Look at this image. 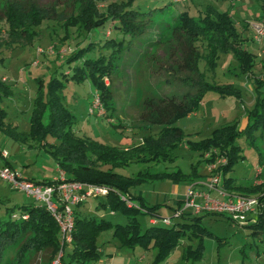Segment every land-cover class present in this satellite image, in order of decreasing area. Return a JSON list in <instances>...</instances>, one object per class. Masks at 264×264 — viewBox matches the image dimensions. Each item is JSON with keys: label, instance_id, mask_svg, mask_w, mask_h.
I'll list each match as a JSON object with an SVG mask.
<instances>
[{"label": "rangeland", "instance_id": "1", "mask_svg": "<svg viewBox=\"0 0 264 264\" xmlns=\"http://www.w3.org/2000/svg\"><path fill=\"white\" fill-rule=\"evenodd\" d=\"M119 1L130 2V7L135 10L155 11L145 16L143 34L134 40L115 30L118 22L111 20L90 32L78 25H64L81 17L84 9L87 14L91 10L90 14L96 21H102L104 17L108 19L120 11L117 6ZM214 12L226 16V21L241 42L240 53L252 55V74L242 72L240 53L232 47L224 51L215 49L214 64L210 68V49L207 42L198 37L195 43L200 56L198 69L203 73L204 80L210 84L234 85L238 90L237 96L204 94L196 112L173 123L183 136L180 143L166 151L164 159L153 163L149 155H145L143 160L121 166L114 172L129 178L139 176V181L131 186L130 192L137 205L155 210V216L140 214L137 217L142 231L151 226V219H167L171 226L182 221V217H175L177 212L193 213L192 208H184V199L180 198L186 188L194 184H199L195 186V192H201L200 185L209 183L212 178L213 173L208 169L210 162L195 146L210 138L216 129L236 124L242 132L236 145L240 147L244 159L227 176L241 185L259 179L264 182V165L260 164V160H264L262 125L253 130V142V137L248 138L244 132L248 124H253V121L248 122V112L256 108L258 99H264V86L256 83V79L264 81V37H255L258 28L264 25V1L257 0H0V18L7 15L12 28L22 27L25 18L29 24L41 21L38 27L32 28L36 35L29 45L0 49V83L10 92H0V106L6 112L4 123L22 134L21 139L16 140L0 131V169L5 162H9L13 171L30 180L49 181L59 176L49 146L58 144L57 140L47 137L44 142H38L29 136L34 104L37 100H47L52 79L63 86L59 93L61 102L73 117L72 129L77 137L118 150L136 148L148 136L158 138L160 127L155 125L146 130L150 126L141 121V101L145 97L193 93L189 81L196 78L195 74L179 69L180 58L174 50L176 42L172 37V28H169L174 25L173 17L186 13L202 26L209 19L215 20ZM2 25L5 27L1 38L8 41L7 25L0 21ZM107 39L124 41L125 49L113 61L109 76L104 79V84L110 87L106 104L110 110L105 112L102 105L103 113L100 114L93 109L96 90L91 80L86 78L76 82L70 77L84 60L110 57L112 50L100 46ZM90 43L95 45L88 50ZM78 50H83L81 55L70 60L71 54ZM46 122L47 116L43 119V123ZM3 153H6V158L2 157ZM145 172L154 177H142ZM171 175L182 178L177 177V180ZM99 200L89 198L83 204L84 214L113 224H126L122 214L102 208ZM33 202L24 193L0 180L2 221L8 219L7 209ZM195 203L200 204L201 200L195 198ZM15 209L14 214L17 215L19 212ZM250 216L249 221L239 223L231 222L226 215L203 216L201 226L210 235L181 239L164 259H158L159 249L141 252L136 248L134 252L120 244L112 228L103 229L95 238L99 257L92 264H264V243L261 236L251 234L249 227L257 221L258 214ZM28 245L27 237H23L6 246L1 264H51L49 251L29 254L22 263L21 253L26 252ZM71 250V245L65 247V261Z\"/></svg>", "mask_w": 264, "mask_h": 264}, {"label": "trees", "instance_id": "2", "mask_svg": "<svg viewBox=\"0 0 264 264\" xmlns=\"http://www.w3.org/2000/svg\"><path fill=\"white\" fill-rule=\"evenodd\" d=\"M117 6L120 7V11L115 12L108 19L104 17L102 21H96L93 19L94 16L90 14L91 10L87 14L84 9L81 17L71 23L65 22L64 25L67 27L78 25L79 28L90 32L103 27L111 20L118 22V25L114 26L115 30L134 40L143 34V29L146 27L145 23H143L145 16H150L153 14L152 12H155L149 9L144 11L132 9L130 2L127 1H119ZM213 14L215 20L209 19L202 26L194 18L188 17L186 13L176 14L173 17L174 25L169 28H172V37L176 42L174 50L180 58L179 69L195 74L196 78L189 81L193 93L187 92L181 96L145 97L141 101V121L150 126L146 130H151L152 126L155 125L159 126L158 138L148 136L136 148L118 150L88 138L81 139L77 137L72 129L73 117L61 102L59 93L62 91L63 86L56 79H52L49 84L47 100L45 102L42 100L35 102L30 118L29 136L38 142H44L47 137L56 139L58 144L49 146L59 170L65 174L66 179L110 187L111 191L106 196L99 198V206L109 209L113 213L119 212L126 219V224L124 225L113 224L106 219H98L78 212L76 209L79 207L76 208L70 244L72 250L67 254V261L63 258V264H92L96 261L99 253L95 246V238L101 230L107 228H112L114 236L122 246L131 250L138 248L143 252H147L151 248L159 249L158 259H164L169 251L178 245L181 239L209 234L201 226L203 216H224L214 213H204L205 215L182 214L181 222L171 226H165L161 223L162 226L160 227L157 226L158 223L155 225L150 224V227L142 231L137 217L140 214L155 216V210L144 207L142 204L137 205L136 198L130 192L131 186L136 181H139V176L129 178L114 172L121 166L143 160L145 155H149V159L153 163H158L159 159H164L166 151L180 143L183 136L182 131L173 126V123L181 117L196 112L202 103L204 94L210 92L220 97L237 96L238 90L235 89L234 85L210 84L204 80L203 73L198 69L200 56L195 45L198 37H202L210 49L208 57L210 68L214 64L215 49L219 48L224 51L232 47L234 50L236 49V52H241L239 37L234 33L231 24L226 21V16L215 12ZM6 16L1 17L0 21L7 25L8 41L1 38L5 27L2 25V27L0 26V49L5 46L29 45L32 38L36 35L32 28L38 27L41 21L29 24L25 18L22 22L25 26L23 25L17 29L16 27L12 28V22L9 24V17ZM230 41L233 42L230 43ZM94 45V43H90L88 47H91L88 50H91ZM100 46L107 50H112L110 57L108 59L99 57L84 60L82 65L73 70L70 78L76 82L89 78L98 92L105 112H107L110 110L106 106L107 99L110 97V87L104 84V79L109 76L113 61L124 51L125 46L124 41L118 42L114 39H107ZM82 51L78 50L72 53L70 60L81 55ZM240 56L242 72L252 74L254 66L252 55L244 52L240 53ZM256 83L262 87L264 86L262 79H256ZM0 92L4 94L10 93L8 89L4 88L3 83H0ZM45 116H47V122L44 124L43 119ZM5 117L6 112L0 106V131H4L10 137L20 140L22 134H18L16 132L17 129L11 127L10 124L6 125L4 123ZM249 121H253V124H248L247 129L244 131L248 138L258 125H262V130H264V99H258L256 108L248 112ZM240 136H242V132L237 129L236 124L225 126L214 130L211 137L201 141L200 144L195 146V149L202 151L203 157L206 154H210L209 159L204 157L207 162L213 161L216 157L227 158V164L219 168L222 177L221 186L225 190L234 195L256 196L258 198L260 207L257 221L254 224H250L249 227L252 230L251 234L255 237L261 236V240L264 243V182L260 185H254L250 182L246 185H241L235 179L227 176L244 159L241 156L240 147L236 145V141ZM260 164L264 165V160H260ZM8 167L10 168V166ZM104 168L105 170H102ZM145 176L148 178L154 177L149 172H145L142 175V177ZM170 177L177 180V177L182 178L179 175H171ZM50 183L51 181H42L37 184L47 185ZM122 196L125 198L124 200L121 198ZM128 202L132 203V206L129 207ZM15 208L19 212L17 215L14 214ZM6 214L8 215L7 220L2 221L0 219V264L3 260L5 247H9L11 243L13 244L23 237H27L29 245L25 249L26 252L22 251L21 253L23 255L22 263L29 254H37L42 251H49V261L51 260L52 262L59 250V228L55 219L45 207L33 202L7 209ZM23 216H26V219Z\"/></svg>", "mask_w": 264, "mask_h": 264}, {"label": "built area", "instance_id": "3", "mask_svg": "<svg viewBox=\"0 0 264 264\" xmlns=\"http://www.w3.org/2000/svg\"><path fill=\"white\" fill-rule=\"evenodd\" d=\"M255 37L260 39L264 37V25L260 26ZM93 109L103 113L102 104L96 91ZM93 112L92 109H90ZM216 154V152H214ZM6 158V153L2 154ZM209 159L210 154L204 156ZM227 164L226 157H216L209 163V171L212 172V178L209 183L203 185L204 190L195 192V186H190L183 197L184 208H192L194 214L214 213L226 215L231 222H247L250 215L258 214L260 203L258 198L246 197L242 195L228 194L221 186V171L219 168ZM258 172H261L258 171ZM0 180L10 184V186L24 193L37 204L45 207V209L55 219L59 228V250L52 260L51 264H63L65 247L71 244L72 232L74 228V211L82 206L89 198H100L106 196L111 188L108 186H100L79 181L67 180L64 173L51 181L50 184L42 185L29 180L23 179L18 173L8 166L0 169ZM215 193L221 200L212 198ZM125 199L123 196L121 197ZM195 198L201 200L200 204L195 203ZM128 206L132 203L128 202ZM183 213L177 212L175 217H181ZM26 219V216H23ZM162 223L165 226L170 225L167 219L157 220L151 219L150 224L155 225Z\"/></svg>", "mask_w": 264, "mask_h": 264}, {"label": "crops", "instance_id": "4", "mask_svg": "<svg viewBox=\"0 0 264 264\" xmlns=\"http://www.w3.org/2000/svg\"><path fill=\"white\" fill-rule=\"evenodd\" d=\"M202 104V103H201ZM200 104V105H201ZM6 165H8V166H10V163L9 162H5V165L4 166H6ZM3 166V167H4ZM11 167V166H10ZM12 168V167H11ZM57 168H58V166H57ZM58 170H59V168H58ZM60 174H61V171L59 170V176H60ZM21 176V175H20ZM64 176H65V174H64ZM22 177V176H21ZM23 179H25V180H29V181H32V182H34V183H41L42 181L41 180H34V179H28V178H25V177H22ZM55 178H57L56 176H54V177H52L49 181H53ZM65 178H67L66 176H65ZM250 183H253L254 185H260V184H262L263 182L259 179V181L258 180H256V181H254V182H250ZM196 185H199V184H194L193 186H196ZM201 187H202V191L204 190V188H203V186H202V184L200 185ZM190 187V186H189ZM189 187H187L186 188V190L189 188ZM185 190V191H186ZM185 191L183 192V194H182V196H181V198H180V200L181 199H183V196H184V194H185ZM27 197V196H26ZM28 198V197H27ZM212 198H215V199H218V200H221V198L220 197H218L215 193H212ZM78 212H81V213H84V210H83V205L82 206H80L78 209H76ZM203 215H205V214H203ZM250 218H251V216H250ZM149 224H150V221H149ZM140 250V249H139ZM133 251L135 252L136 251V249H133ZM141 252H143L142 250H140ZM143 257H144V255H143Z\"/></svg>", "mask_w": 264, "mask_h": 264}]
</instances>
